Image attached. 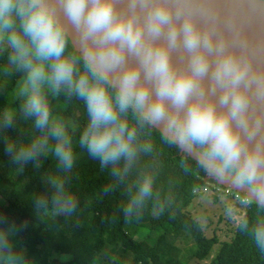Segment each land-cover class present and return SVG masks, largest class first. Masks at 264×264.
Masks as SVG:
<instances>
[{
  "label": "clouds",
  "instance_id": "obj_1",
  "mask_svg": "<svg viewBox=\"0 0 264 264\" xmlns=\"http://www.w3.org/2000/svg\"><path fill=\"white\" fill-rule=\"evenodd\" d=\"M0 54V75H20L19 109L0 110V130L29 136L4 139L10 163L22 171L49 154L57 162L44 181L50 197H33L36 211H76L62 175L75 165L74 145L111 167L110 192L152 152L143 137L158 128L218 182L246 193L227 214L264 255V0H0ZM60 97L86 108L75 141L78 126L54 113ZM153 183L138 173L126 216L139 214ZM14 236L0 229V264H28Z\"/></svg>",
  "mask_w": 264,
  "mask_h": 264
},
{
  "label": "trees",
  "instance_id": "obj_2",
  "mask_svg": "<svg viewBox=\"0 0 264 264\" xmlns=\"http://www.w3.org/2000/svg\"><path fill=\"white\" fill-rule=\"evenodd\" d=\"M5 63L6 56L0 54V66ZM19 80L18 73L0 75V110L18 111L20 101L14 93ZM52 107L54 113L78 126L75 141L87 123L83 101L60 97L52 101ZM17 124L28 133L29 124L19 118ZM5 138L26 140L29 136L17 137L13 129L0 130V229H15L14 243L28 264H187L180 242L191 243L189 257L209 259L207 264H264V255L237 225L229 241L219 242L215 236L205 237L200 224L186 214L196 191L214 189V181L199 163L166 143L156 128L143 137L152 144V152L142 153L136 168L110 192L105 189L114 183L111 167L101 168L99 160L74 145L75 165L62 174L76 204L71 216L36 211L35 198L51 195L44 181L57 174L55 157L43 158L39 169L29 162L20 171L5 152ZM143 171L154 175L153 195L139 214L126 216L129 189H134ZM213 196L216 202L220 195ZM255 211L254 207L247 210L249 219ZM146 213L154 226L144 221ZM216 245L217 253L211 257Z\"/></svg>",
  "mask_w": 264,
  "mask_h": 264
},
{
  "label": "rangeland",
  "instance_id": "obj_3",
  "mask_svg": "<svg viewBox=\"0 0 264 264\" xmlns=\"http://www.w3.org/2000/svg\"><path fill=\"white\" fill-rule=\"evenodd\" d=\"M213 184L214 189L212 187V190L209 188L197 190L194 199L185 212L200 224L205 237L215 236L219 242L229 241L237 224L235 219L227 214V207L229 204H236L231 199L222 196H217L218 199L215 202L213 195H215V188L218 185L215 182ZM147 220H149L151 225H155V221L148 213L144 215V221ZM179 246L182 251V258L187 260V264H207L209 262V259L207 261H199L189 257L188 249L191 243L180 242ZM217 250L218 245L213 247L210 256H215Z\"/></svg>",
  "mask_w": 264,
  "mask_h": 264
},
{
  "label": "water",
  "instance_id": "obj_4",
  "mask_svg": "<svg viewBox=\"0 0 264 264\" xmlns=\"http://www.w3.org/2000/svg\"><path fill=\"white\" fill-rule=\"evenodd\" d=\"M256 31H257L256 27L253 26V27L250 29V34H254ZM172 58H173V62H174V63H178V62H179V54H178V53L173 52V54H172ZM156 129L161 133L160 129H158V128H156ZM161 134H162V133H161ZM176 146L180 149V153H182V152L186 153L191 159H193L194 161H196L197 163H199L198 160L196 159L195 155H189L187 152L183 151L178 145H176ZM205 171H206V170H205ZM206 173L210 176V178H211V179H212V180H213L218 186H222V187H225V188H230V189H232V190H235V189H233V188L231 187L230 182H224V183L218 182V181H217L212 175H210L207 171H206ZM235 191H237V190H235ZM239 193H240V192H239ZM241 194L246 195V193H241Z\"/></svg>",
  "mask_w": 264,
  "mask_h": 264
},
{
  "label": "built area",
  "instance_id": "obj_5",
  "mask_svg": "<svg viewBox=\"0 0 264 264\" xmlns=\"http://www.w3.org/2000/svg\"><path fill=\"white\" fill-rule=\"evenodd\" d=\"M215 194H218L225 198L232 199L237 202H238V197L241 195L238 191L225 187L215 188Z\"/></svg>",
  "mask_w": 264,
  "mask_h": 264
}]
</instances>
